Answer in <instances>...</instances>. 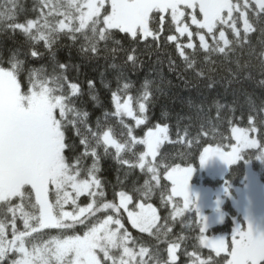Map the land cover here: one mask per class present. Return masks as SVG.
I'll return each instance as SVG.
<instances>
[{
	"label": "snow or ice",
	"instance_id": "snow-or-ice-1",
	"mask_svg": "<svg viewBox=\"0 0 264 264\" xmlns=\"http://www.w3.org/2000/svg\"><path fill=\"white\" fill-rule=\"evenodd\" d=\"M258 32L264 0H0V33L14 38L0 45V264H237V245L264 264V232L216 237L188 216L189 160L239 164L251 150L236 159L234 137L204 151L203 133L187 147L185 114L156 118L163 78L142 71L155 52L214 89L217 66ZM84 64L98 71L80 80Z\"/></svg>",
	"mask_w": 264,
	"mask_h": 264
},
{
	"label": "trees",
	"instance_id": "trees-1",
	"mask_svg": "<svg viewBox=\"0 0 264 264\" xmlns=\"http://www.w3.org/2000/svg\"><path fill=\"white\" fill-rule=\"evenodd\" d=\"M24 2L31 6L35 0H24ZM34 15V13H29ZM168 21L165 20L167 25ZM195 30V27H193ZM19 39V37L15 38ZM197 39V38H195ZM14 42V38L10 35L0 33V45L11 44ZM70 40L65 38V44L59 49V55L61 58L67 56L68 45ZM73 59H76L75 49H72ZM264 33H257L251 37L249 43L243 47L237 46L236 51L231 54L232 59L224 61L217 66V70L214 73L216 80V87L214 89H208L206 87L205 80L189 73L186 76H177L175 72L168 70V64L166 60L163 63L157 65L156 53L151 54L145 52L144 61L148 68L142 71L146 72L149 76L155 75L157 81L160 82L162 77V83L160 87L163 92H158V102L153 108V114L156 118L161 119V112L166 108L172 115L170 121L174 122L175 113L182 111L185 114V119L181 122V127L187 125L186 140L191 142L192 145L187 147L195 148L196 137L203 133L201 141L208 140L204 146L205 148L219 147V144L224 142L225 145L234 142L232 136V128L239 126L242 128H250L256 130V135L261 146L264 145ZM163 58L164 53H160ZM239 60V64L236 61ZM231 67V72L229 71ZM159 67L160 73L149 71L150 68ZM98 70L94 67H90L84 64L81 67L79 74L80 80H83L85 76H91L96 74ZM246 73L250 75H246ZM190 117V119H189ZM174 135V132L172 133ZM204 148V150H205ZM162 150L169 152H175L180 149V144L172 145L165 143L161 145ZM202 151V148L199 149ZM227 150V148H226ZM246 160H252L253 166L256 170H260L261 166L257 160L259 151L258 149H250ZM244 152H249L245 150ZM203 152H201L202 154ZM192 153H189L191 155ZM242 155V154H241ZM234 164L229 173L225 176L224 180L216 179L213 177H206L204 184L210 187L217 188L224 184V182L231 181L236 186L243 185V179L245 176V161ZM189 163L193 164L195 168L200 166V161L197 157L189 160ZM111 173L109 179H115V162H111L109 168ZM213 175V174H212ZM264 181V174L262 175ZM109 198H112L111 192H109ZM82 202H87L85 197H81ZM152 203H154L161 211V203L158 197H153ZM226 207L232 214L236 212L233 210L229 203ZM97 215H100L99 213ZM189 220L196 217L199 222L197 212L192 208L188 210ZM122 219L125 227L133 234L146 235L140 233L128 220L127 214L122 213ZM232 221L227 217L222 225L208 228V233L216 232H231ZM18 226L19 222H18ZM80 226H77L79 228ZM53 231H55L53 229ZM191 241L189 244L191 245ZM191 250V249H190ZM206 251V250H205ZM183 260L184 257L181 256Z\"/></svg>",
	"mask_w": 264,
	"mask_h": 264
},
{
	"label": "rangeland",
	"instance_id": "rangeland-1",
	"mask_svg": "<svg viewBox=\"0 0 264 264\" xmlns=\"http://www.w3.org/2000/svg\"><path fill=\"white\" fill-rule=\"evenodd\" d=\"M240 2L242 3L243 0ZM191 27L196 26L191 25ZM232 136L237 141L236 144L232 145V148L235 149L234 156L236 159H242L241 154L245 150L260 149L257 160L261 169L256 170L253 161L246 160L242 186H236L233 182L226 180L223 185L214 188L204 184L206 177H213L214 175L207 169L206 164L200 163L198 168L194 167L195 170L189 183V191L195 201V208L193 209L197 212L198 218L203 216L207 220L210 215L220 213L232 221L231 232L211 233L212 236L216 237L230 236L238 226L246 228L249 224L257 233L264 231V181L262 180L264 174V155L262 153H264V149H261L264 148V145H260L254 128L235 126L232 128ZM209 149L214 151L218 147L209 146L204 151ZM227 203L231 205L236 212L235 214H232L226 207ZM233 253L237 264H250V261L252 264H259V260L255 257H248L239 245L234 247ZM260 259L264 260V257H260Z\"/></svg>",
	"mask_w": 264,
	"mask_h": 264
},
{
	"label": "water",
	"instance_id": "water-1",
	"mask_svg": "<svg viewBox=\"0 0 264 264\" xmlns=\"http://www.w3.org/2000/svg\"><path fill=\"white\" fill-rule=\"evenodd\" d=\"M217 150L212 151L215 153ZM234 164L229 165L225 161L220 158H210L208 162H206V167L210 172L214 174V176L223 180L225 176L229 173L230 169ZM224 221L222 214L214 213L210 215V217L206 220V224L208 227H213L222 224Z\"/></svg>",
	"mask_w": 264,
	"mask_h": 264
},
{
	"label": "flooded vegetation",
	"instance_id": "flooded-vegetation-1",
	"mask_svg": "<svg viewBox=\"0 0 264 264\" xmlns=\"http://www.w3.org/2000/svg\"><path fill=\"white\" fill-rule=\"evenodd\" d=\"M223 218H224V222H225V220H226V217H225L224 215H223ZM224 222H223V223H224Z\"/></svg>",
	"mask_w": 264,
	"mask_h": 264
},
{
	"label": "clouds",
	"instance_id": "clouds-1",
	"mask_svg": "<svg viewBox=\"0 0 264 264\" xmlns=\"http://www.w3.org/2000/svg\"><path fill=\"white\" fill-rule=\"evenodd\" d=\"M261 232H264V231H261Z\"/></svg>",
	"mask_w": 264,
	"mask_h": 264
}]
</instances>
